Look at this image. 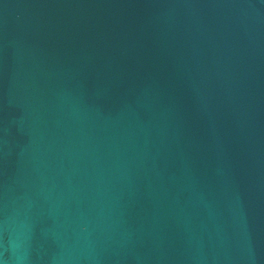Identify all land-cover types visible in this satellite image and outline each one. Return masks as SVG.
<instances>
[{
    "label": "water",
    "instance_id": "obj_1",
    "mask_svg": "<svg viewBox=\"0 0 264 264\" xmlns=\"http://www.w3.org/2000/svg\"><path fill=\"white\" fill-rule=\"evenodd\" d=\"M0 264H264V0H0Z\"/></svg>",
    "mask_w": 264,
    "mask_h": 264
}]
</instances>
